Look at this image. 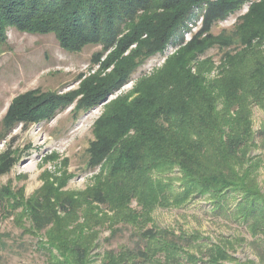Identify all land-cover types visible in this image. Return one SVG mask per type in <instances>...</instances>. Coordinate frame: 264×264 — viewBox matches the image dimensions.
<instances>
[{"label": "rangeland", "instance_id": "rangeland-1", "mask_svg": "<svg viewBox=\"0 0 264 264\" xmlns=\"http://www.w3.org/2000/svg\"><path fill=\"white\" fill-rule=\"evenodd\" d=\"M164 1L158 0V8L152 10L151 16L163 13ZM205 1L218 4L221 0L195 1L182 30L173 33L163 50L148 56L126 82L102 92L99 100L92 96L95 94L93 87H103L115 70L126 68L127 58H135L137 62L141 59V51L134 55L135 45L130 49H134L133 57L101 45L69 51L60 45L54 34L8 31L6 42L0 44V165L2 156L7 153L12 154L15 165L10 173L0 175V264H48L50 257L57 253L48 234L66 241L62 250L65 254L71 253L67 246L70 248L74 243L85 246L84 264H104L108 257H130V262L135 259L137 262L138 251L144 249L154 258L152 264H159V258L164 255L156 254L155 243L142 235L150 228L171 229L178 236H194L193 246L186 251L197 255L200 261H189V264L208 261L213 246L221 244L226 245L230 257H213L217 263L264 264V231L254 234L246 223L247 218L237 217L240 214L238 206L244 201L241 190H232L226 199L209 193L188 194L183 172L176 167L153 169L148 173L142 168L132 178L131 190L114 191L111 171L115 159L104 158L110 145L102 139L107 131L111 134L114 129L112 119L116 108L134 101L142 89L151 86L156 74L173 75L179 67L190 64L192 73L196 74L198 64L211 59L212 64L203 70L204 80L210 87L226 88L232 84L231 68L239 66L247 56L264 51V34L244 44L250 48H245L246 53L237 52L233 56L236 62L228 61L229 49L222 52L214 46L196 55L188 50L192 42L208 35L234 39L241 30H238L241 19L254 6L264 2L239 0L228 13L219 17L212 14L213 18H219L212 20L210 4ZM97 53L102 54L100 59ZM218 81L224 84H216ZM27 93H34L35 100L47 101L44 105L54 96L62 98L64 103L52 110V117L19 122L9 129L4 120L11 105L15 98ZM95 101L98 104L93 105ZM252 120L257 134L256 146L244 152L240 175L243 178L247 171L249 179L256 182L247 179L245 183L264 193V134H260L264 128V111L258 106L253 108ZM145 182L149 186L138 191L136 185L142 187ZM157 183L161 186L156 187ZM101 191L107 201L97 200ZM162 191L166 205L147 209ZM185 193L188 194L186 199L175 203ZM57 196H72L78 200V218L72 219L74 222L67 227L71 234L62 224L51 226L47 234L36 231L31 221L30 204L34 199L47 202ZM224 203L226 206L219 208ZM76 225L78 228L74 229ZM68 242L71 244L66 246ZM74 256L82 257L83 251L82 254L74 251ZM181 257L183 263L188 264V257L182 253ZM63 260L60 257V261ZM139 264L146 263L140 260Z\"/></svg>", "mask_w": 264, "mask_h": 264}, {"label": "trees", "instance_id": "trees-1", "mask_svg": "<svg viewBox=\"0 0 264 264\" xmlns=\"http://www.w3.org/2000/svg\"><path fill=\"white\" fill-rule=\"evenodd\" d=\"M195 1L165 0L161 8L163 13L151 16L152 10L158 8V0H0V44L6 42L8 31L15 29L34 35L54 34L60 45L69 51H78L87 45H101L105 49L110 46L117 52H125L127 57H133L131 52L135 48L134 55L141 51L138 62L135 58H127L126 68L115 70L113 77L106 79L103 87H93L95 94L92 96L99 100L102 92L126 82L148 56L163 50L166 41L181 29ZM227 1L221 0L218 4L205 1L210 4V19H219L213 18L212 14L219 17L239 4V0L232 3V0ZM241 21L238 26V30H241L234 39L226 36L223 40L208 35L192 42L188 50H193L196 55L217 46L222 52L229 49L226 53L228 61L232 59L236 62L233 56L237 52L248 51L245 48L250 45L244 44L252 37L264 34V2L254 6ZM206 30L209 31V28ZM256 53L230 69L233 80L226 88L219 85L210 87L204 80L203 70L212 64L211 59H205L198 64L196 74L192 73L191 64L179 67L173 75L156 74L151 86L142 89L134 101L120 109L117 107L112 119L114 129L111 134L107 131L102 139L110 145L104 158L115 159L111 171V179L115 180L113 190H131L132 178L142 168L148 173L153 169L161 171L178 167L183 172L188 194L209 193L226 199L232 190H241L244 201L238 206L240 214L237 217L247 218L246 223L254 234L264 231V193L245 183L247 179L250 180L247 171H244L243 178L240 175L244 152L256 144L253 108L258 106L264 111V51ZM101 55L97 53V58L100 59ZM215 83L224 84L223 81ZM46 102L35 100L34 93L18 96L4 120L5 126L10 129L19 122L52 117V110L64 103L57 96L44 105ZM260 134H264V128ZM14 165L12 154H4L0 175L10 173ZM250 181L256 182L255 179ZM147 186V182L142 187L136 185L138 191ZM160 186V183L156 184V187ZM136 187L134 185L133 189ZM170 188L173 189V186L170 185ZM163 194L162 191L158 198L151 200L150 208L146 204L145 208L166 205ZM188 194L185 193L175 203L180 204ZM103 195V191L97 194L99 202L106 200ZM225 206L224 203L219 208ZM79 209L78 200L72 196H57L47 202L34 199L30 204L31 221L39 232L47 234L51 226L62 224L71 234L67 227L74 222L72 219L78 218ZM85 220H89V217H85ZM73 228L77 229L78 226ZM142 235L155 243L156 254L164 255L162 259L159 258V264H184L181 253L188 257V264L189 261H200L197 255L186 251L193 246L194 236H178L171 229L156 228L145 229ZM48 238L51 246L57 250L48 264L85 263V246L74 243L69 248L67 245L71 242H68L66 246L72 254H65L62 252L65 240L63 242L49 234ZM213 247L209 260L201 261L203 264H220L213 257H230L226 245ZM74 251H81V254L83 251V256L75 257ZM138 254L137 262L136 259L130 262V257H108L104 264H139L140 260L146 264L155 262L148 249L140 250ZM60 257L65 260L60 261Z\"/></svg>", "mask_w": 264, "mask_h": 264}]
</instances>
